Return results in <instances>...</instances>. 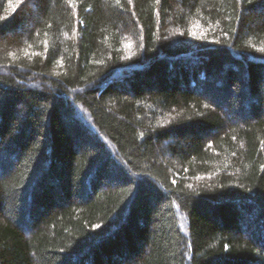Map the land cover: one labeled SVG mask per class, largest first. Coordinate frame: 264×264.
Here are the masks:
<instances>
[{
    "label": "trees",
    "instance_id": "1",
    "mask_svg": "<svg viewBox=\"0 0 264 264\" xmlns=\"http://www.w3.org/2000/svg\"><path fill=\"white\" fill-rule=\"evenodd\" d=\"M0 24V264H264V0Z\"/></svg>",
    "mask_w": 264,
    "mask_h": 264
},
{
    "label": "snow or ice",
    "instance_id": "2",
    "mask_svg": "<svg viewBox=\"0 0 264 264\" xmlns=\"http://www.w3.org/2000/svg\"><path fill=\"white\" fill-rule=\"evenodd\" d=\"M118 2H119V0H118ZM7 27V25H5V24H0V33H2L3 32V30L5 29ZM193 35H195V33H192ZM260 51H262V52H264V48H261V49H259ZM173 183H175V181H173Z\"/></svg>",
    "mask_w": 264,
    "mask_h": 264
}]
</instances>
